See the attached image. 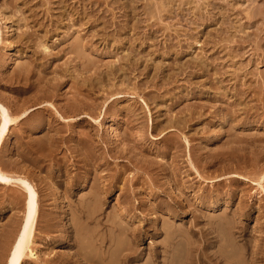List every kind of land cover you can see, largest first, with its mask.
Listing matches in <instances>:
<instances>
[{
    "label": "rangeland",
    "instance_id": "obj_1",
    "mask_svg": "<svg viewBox=\"0 0 264 264\" xmlns=\"http://www.w3.org/2000/svg\"><path fill=\"white\" fill-rule=\"evenodd\" d=\"M2 112L22 264H264V0H0Z\"/></svg>",
    "mask_w": 264,
    "mask_h": 264
},
{
    "label": "bare ground",
    "instance_id": "obj_2",
    "mask_svg": "<svg viewBox=\"0 0 264 264\" xmlns=\"http://www.w3.org/2000/svg\"><path fill=\"white\" fill-rule=\"evenodd\" d=\"M1 118L2 119H1V124H0V141L2 140L3 136L5 135V133L7 131L8 124L11 123V121H12L6 115L5 112H2ZM10 180H12V177L5 174L0 169V181L1 182H9ZM25 192H26V196H25L26 203H25V208H24V219L22 220L23 222L20 224V227L18 228L16 235H14L13 237L11 236V240H9L10 239L9 234H8L9 238H7L8 242L5 240L6 238L4 239L5 241L3 243L7 242L8 244L6 243L7 246H5V249L1 248L4 251V253L2 252L3 257H1L2 254H1V249H0V257H1L0 259H2V262H4L5 264H22L24 258H26L29 254L32 255V250H30L29 244L32 243L31 237H32L34 225H35L37 202H36V193L31 187H29L27 185L25 187ZM1 245H0V247H1ZM25 251H27L28 254H26L27 252H25ZM77 257H78V254H77ZM84 257H86V256H84ZM80 258H82V257H80ZM77 261H79V260H77ZM90 261L92 262L93 260L91 259ZM128 261H129L128 256L124 257L123 260L121 259L122 264H128ZM86 262L88 263L87 260H86ZM83 263H84V260H83ZM94 263L100 264L99 261L94 262ZM107 264H108V262H107ZM169 264H173V260H171V262ZM184 264H194V262L191 260H188V261L184 262ZM226 264H228V263H226Z\"/></svg>",
    "mask_w": 264,
    "mask_h": 264
}]
</instances>
